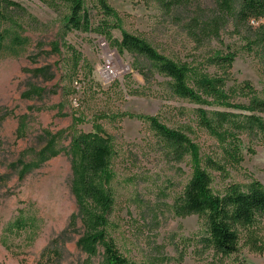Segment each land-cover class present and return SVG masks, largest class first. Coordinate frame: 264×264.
<instances>
[{
    "label": "rangeland",
    "instance_id": "374dc122",
    "mask_svg": "<svg viewBox=\"0 0 264 264\" xmlns=\"http://www.w3.org/2000/svg\"><path fill=\"white\" fill-rule=\"evenodd\" d=\"M27 13L11 12L0 21V34L18 31L27 39L14 50L11 39L0 49V264H100L105 247L89 256L78 244L83 234L79 205L72 191L71 139L75 133H97L113 149L110 188L115 202L109 235L119 250L140 264H264V252L241 240V251L222 256L210 248L204 217L179 216L174 205L194 173L192 158L176 160L172 149L143 116H156L169 127L187 132L197 144L201 164L224 193L232 183L259 180L264 185V136L240 133L219 137L199 122L198 109L240 108L200 104L176 95L171 78L156 72L146 79L135 55L120 53L122 72L105 77L109 57L103 35L69 30L68 9L53 0H18ZM116 10L121 38L128 30L147 39L159 51L190 67L189 83L199 75L226 78V91L238 104L250 95L246 81L264 96V17L241 21L237 8L222 12V0H188L165 12L156 0H107ZM94 25L104 18L96 0H87ZM220 21L219 35L197 38L189 32L192 19ZM53 43L59 49L54 51ZM236 53L226 68L213 62L217 54ZM113 57L111 55V63ZM129 65V69L127 68ZM33 85L31 98L24 97ZM211 100V98H209ZM264 116V113H261ZM56 135L61 151L41 161L40 153ZM39 166L22 173L23 163ZM213 161L217 165H213ZM219 167H216L218 166Z\"/></svg>",
    "mask_w": 264,
    "mask_h": 264
},
{
    "label": "trees",
    "instance_id": "16d2710c",
    "mask_svg": "<svg viewBox=\"0 0 264 264\" xmlns=\"http://www.w3.org/2000/svg\"><path fill=\"white\" fill-rule=\"evenodd\" d=\"M52 1V0H51ZM64 5L68 12L64 29L79 30L83 32L95 31L111 41L122 54L125 51L135 55L137 62L145 65H136L135 68L148 80L156 72L171 78L173 92L181 97L188 98L200 104L218 103L226 107L247 110V113H237L229 110L198 109L200 124L209 132L219 137H233L238 141L241 133L264 136V96L256 93L251 82L246 81L241 87L250 95L248 104H238L230 99L226 91V78L220 75H199L196 83H189V69L186 65L178 63L142 36L128 30H122L121 38L113 36L115 28H121L116 10L107 0H96V4L104 13V18L94 25L92 13L87 0H53ZM165 12H172L187 5L188 0H156ZM237 3V17L241 21L258 20L264 17V0H222V12H228ZM27 7L18 0H0V21L6 20L11 12L27 13ZM220 21L215 19L212 24H203L196 18L189 24V32L197 38L205 39L219 35ZM11 39L14 50L21 48L27 39L21 37L18 31L10 30L0 34V49L3 41ZM264 55V36L261 41ZM53 50L59 46L53 43ZM236 58L235 52L217 54L213 62L226 68ZM33 85L23 94L31 98L37 94L38 88ZM211 98V100H209ZM165 140L172 149L171 154L176 160H182L186 155L192 158L194 173L186 189L175 202L174 209L177 215L200 214L204 217L208 233L205 242L214 249L215 253L230 256L241 251V240L254 251L264 252V185L259 180H252L242 185L232 183L224 193H217L212 187L211 173L201 164L197 144L189 137L187 132L179 128H172L162 123L156 116H143ZM57 136L51 139L43 152L41 161L50 155L45 153L52 149V155L61 151L56 149ZM70 153L72 154L73 181L72 191L79 205L81 221L84 231L80 237L79 246L94 256L98 253V245L105 247L104 260L100 264H140L122 253L113 238L109 235L110 214L115 198L110 188L111 159L113 149L110 142L97 133H75L71 139ZM22 173L39 166L37 162L25 163L23 160ZM213 165H217L213 161ZM216 167H219L216 166Z\"/></svg>",
    "mask_w": 264,
    "mask_h": 264
},
{
    "label": "bare ground",
    "instance_id": "6f19581e",
    "mask_svg": "<svg viewBox=\"0 0 264 264\" xmlns=\"http://www.w3.org/2000/svg\"><path fill=\"white\" fill-rule=\"evenodd\" d=\"M102 41V46L107 52V54L110 55L109 57V65L106 67L102 68V72L107 78H111L115 76L116 74L122 72L123 68L125 67L122 63V61L119 59L118 53L116 50H112L107 43V41L101 40ZM111 55L113 57V61L111 63Z\"/></svg>",
    "mask_w": 264,
    "mask_h": 264
},
{
    "label": "water",
    "instance_id": "95a60500",
    "mask_svg": "<svg viewBox=\"0 0 264 264\" xmlns=\"http://www.w3.org/2000/svg\"><path fill=\"white\" fill-rule=\"evenodd\" d=\"M101 40H104V41H107V39L105 38V37H103ZM117 51V50H116ZM119 52H118V56H119ZM119 58H120V56H119ZM127 68L129 69V65H127Z\"/></svg>",
    "mask_w": 264,
    "mask_h": 264
},
{
    "label": "built area",
    "instance_id": "2783aa9c",
    "mask_svg": "<svg viewBox=\"0 0 264 264\" xmlns=\"http://www.w3.org/2000/svg\"><path fill=\"white\" fill-rule=\"evenodd\" d=\"M254 22H256V20H255V19H253V20H252V23H254Z\"/></svg>",
    "mask_w": 264,
    "mask_h": 264
}]
</instances>
